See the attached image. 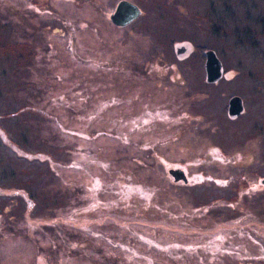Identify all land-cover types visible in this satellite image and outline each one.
Listing matches in <instances>:
<instances>
[{
	"label": "rangeland",
	"instance_id": "1",
	"mask_svg": "<svg viewBox=\"0 0 264 264\" xmlns=\"http://www.w3.org/2000/svg\"><path fill=\"white\" fill-rule=\"evenodd\" d=\"M116 1L0 0V264H78L83 255L89 260V250L73 244L71 234L57 237L59 225L68 227L64 216L86 203L87 186H144L161 180L158 170L170 161L191 162L190 152L187 158L170 152L172 160L166 159L165 145L158 144L171 134L179 133L180 140L171 141L174 149L211 147L212 137L235 140L245 122L249 131L254 123L264 134V0H159L178 8H153L148 19L122 28L109 18ZM246 27L255 30L251 39L243 37ZM174 39L183 40L180 48L190 53L179 64L170 55ZM206 49H214L223 67L237 69L243 79L246 92L233 83L226 89L243 95L245 120L227 119L220 91L206 112L196 107L201 129L176 114L158 120L190 111L169 93L147 105L133 100L134 92L160 84L136 86L142 69L191 70L185 73L189 84L202 85ZM207 123L215 130H205ZM135 191L133 230L142 228L137 221L158 226L156 234L145 224L153 232L149 246L165 250L163 259L153 253L151 264H264V200H246L236 209L218 201L196 208L175 203L166 216L156 202L143 210L139 203L147 190ZM201 216L205 225L196 223ZM191 230L198 235L191 237ZM182 236L202 254H221L178 251L182 244L173 238ZM136 238L144 245V235Z\"/></svg>",
	"mask_w": 264,
	"mask_h": 264
},
{
	"label": "flooded vegetation",
	"instance_id": "2",
	"mask_svg": "<svg viewBox=\"0 0 264 264\" xmlns=\"http://www.w3.org/2000/svg\"><path fill=\"white\" fill-rule=\"evenodd\" d=\"M122 1L125 0L116 1L113 13L117 5ZM126 1L133 4V17L127 23L124 25L115 24L111 19L113 13L109 16L110 20L121 28L131 23L134 25L141 18L148 19L153 8H178V6L167 4L168 1L164 5H161L162 1L159 0ZM134 9H137L136 12ZM130 11L128 6H123L119 13L120 15L128 16ZM177 11L179 10L175 12ZM156 25L159 28V24ZM166 32L169 33V29L164 30L162 34L166 35ZM182 41L174 39L170 49V55L173 56L174 61L178 64L190 55V53L186 54L184 52V48H180L179 44H183ZM192 56L194 59H198L195 58V53ZM199 71L202 85L197 86V84H189V80L185 78L187 76L185 73H191V70L178 68L142 69L139 71L144 74L141 76V80H133L136 86L148 82L160 84L151 92H148L147 89L134 92L133 100L147 105L151 99L155 102L164 101V98L169 93L176 99L177 103L185 102L189 104L190 111L188 109H180L173 114H169L170 117L168 119L160 117L158 120H172L176 114L178 120H190L192 127L197 129L200 128L198 124L202 120L200 116L197 118L194 115L196 107L202 105L201 109H199L206 112V103L209 100H215L217 93L220 91L223 93L221 110L227 119L238 120L239 122L245 120L244 115H246L247 107L243 95L237 91L226 89L230 83H233L239 90L246 92L245 87L239 83L244 81L239 79L238 70L225 69L223 67L222 76L213 82L207 81L203 64ZM154 72L160 73L154 75ZM173 75L174 77H172ZM191 81L193 82L192 79ZM245 86L248 88V85L245 84ZM179 88L183 90L180 91ZM232 97L241 99L242 110L239 113L230 114L228 112L229 100ZM172 103L175 104L173 101ZM155 106L158 109L165 108L158 103ZM157 114L162 115L163 112H157ZM251 120L259 119L251 118ZM251 125L254 128L253 131H249L247 122L241 124L238 135L242 136L235 140L232 137H226L224 140L216 141L211 136L212 146H206L201 149H188L182 146L181 143L180 146L182 147H179L180 149L171 148V141L178 142L180 140L178 132L169 135L168 138L161 139L158 145H165L166 148L162 150L167 155L170 152H179L181 158H183L184 153V158H187L186 152H190V156L194 158L191 162L185 161L187 159L177 162L170 161L171 166L166 170L165 168L158 170L157 176L161 180L150 181L144 186L133 185L132 182L129 187H122L117 181H106L100 186H87L86 203L79 208L72 206L71 213L65 215L63 219L68 227L63 230L62 226L59 225L56 231L57 237L69 238L66 235V232H68L72 235L73 244H81L89 250L90 258L86 260L84 257H87V255H83L79 260V262L82 261V264H151L153 253L163 259L165 250L156 252L149 246L150 241L147 237L148 235H153V232L145 224L148 223L154 227L156 234L160 232L158 226L150 222L137 221V224L142 226V228L133 230V193L138 195L135 191L136 187L147 190V194L142 195V198H140L143 201L139 205L143 210H151L154 206L153 202H156L159 204L157 208L166 216L170 214L169 210L173 208L175 203H187L196 208L205 207L211 201H218L230 204L234 209L246 200L262 203V200H264V153L260 150H263L264 143L259 144L256 141H264V134L260 132V128L256 127L254 123ZM259 125H261L260 122L258 123ZM204 127L205 130H215L210 123H207ZM245 129L252 135L244 134L243 131ZM246 140H249L250 143L247 145L241 143ZM251 141H254V143H251ZM229 146L234 147L230 148ZM166 159L172 160L169 155ZM174 176H180L181 178L176 180ZM151 183L155 186L156 184L160 186L155 187ZM250 184L252 185L250 186ZM142 203H145V205ZM134 204L137 205L138 202L134 201ZM207 221L206 217L201 216V219H197L196 223L205 225ZM171 232L177 234L178 231L173 229ZM190 232L193 233L190 234L191 237L198 235L197 230H191ZM142 235L145 236L142 240L144 245L139 244L136 238ZM80 237L84 238L83 241L79 239ZM173 240L182 244V246H177L178 251L187 250L189 253L200 257L205 253L213 254L215 257H219L221 254L218 251H205L202 254L201 251L193 249L191 245H187L191 242L187 243L184 236L173 238ZM158 247L164 249V246ZM79 262L78 264H80Z\"/></svg>",
	"mask_w": 264,
	"mask_h": 264
},
{
	"label": "water",
	"instance_id": "3",
	"mask_svg": "<svg viewBox=\"0 0 264 264\" xmlns=\"http://www.w3.org/2000/svg\"><path fill=\"white\" fill-rule=\"evenodd\" d=\"M123 6H128L130 8V13L128 16L120 15V11ZM137 9H134L136 12ZM133 17V4L122 1L117 5L115 12L111 15V19L115 24L124 25ZM204 68L206 70V79L209 82H213L220 78L223 73V65L216 52L213 49H207L204 51ZM242 110L241 99L239 97H232L229 100L228 112L230 114L239 113ZM176 172V171H173ZM176 180L181 178L180 176H174ZM264 182V180H263Z\"/></svg>",
	"mask_w": 264,
	"mask_h": 264
},
{
	"label": "trees",
	"instance_id": "4",
	"mask_svg": "<svg viewBox=\"0 0 264 264\" xmlns=\"http://www.w3.org/2000/svg\"><path fill=\"white\" fill-rule=\"evenodd\" d=\"M257 21H260V19H258ZM255 32L254 29H252L251 27H246L244 28V34L243 37H247L248 39L252 38V34ZM239 37H242V35H237Z\"/></svg>",
	"mask_w": 264,
	"mask_h": 264
}]
</instances>
